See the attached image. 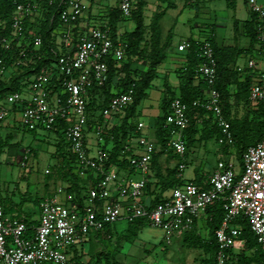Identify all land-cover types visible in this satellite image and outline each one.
Wrapping results in <instances>:
<instances>
[{"label":"built area","instance_id":"built-area-1","mask_svg":"<svg viewBox=\"0 0 264 264\" xmlns=\"http://www.w3.org/2000/svg\"><path fill=\"white\" fill-rule=\"evenodd\" d=\"M56 1L19 0L9 20L0 15V46L4 52L13 51L16 55L10 68L0 58V77L18 67L31 71L23 82L24 89L7 95L0 103V130L7 121L17 120L28 131L61 130L76 157L78 174L86 178L88 172H92V178L84 180L87 190L81 206L72 205L73 196L66 195L63 188L57 191L63 198L55 195L43 199L38 224L30 229L20 220L7 219L0 203V264H84L74 259L72 248L121 220L128 224L144 220L148 226L161 230L169 243L191 231L200 218H208L207 211L218 203L222 204L224 218L215 231L217 264H226L227 252L240 243L242 231L234 224L239 218L249 222L264 254V126L261 140L246 149L239 166L234 156L235 138L223 115L221 94L217 89L218 65L212 44L206 39L194 43L203 60L196 73L208 90L204 99L193 102V107L213 114L220 129L217 143L228 147L229 154L220 156L214 172L201 183L183 180L186 164L181 161L176 178L182 183L171 189L166 199L151 206L143 197L158 147L145 136V122H138V134L121 150L120 157L127 159L129 171L108 165L114 140L110 132L124 121L134 101V87L119 93L114 89L115 95L108 107L97 111L93 118L97 121L101 118L103 122L92 130L88 124V100L92 94L100 95L108 81V60L121 61L127 44L120 36L112 37L106 14L103 19L98 16L100 24L83 29L80 24L87 10L84 0H60V22L53 31L57 43L54 61L37 70L44 42L35 23L42 20L44 3L53 6ZM244 1L249 12L258 17L257 45L254 54L242 56L246 64L237 65V69L241 73H255L249 100L252 108L262 107L264 111V3ZM136 3V0H119L124 19L132 17ZM194 44L190 40L183 41L178 50L186 52ZM169 110L165 127L171 136L165 152L183 159L187 152L184 130L189 125L188 105L176 97ZM92 137L96 142L94 152L89 144ZM32 155L31 150L24 153L22 166H28ZM46 174L51 172L46 170Z\"/></svg>","mask_w":264,"mask_h":264},{"label":"trees","instance_id":"trees-1","mask_svg":"<svg viewBox=\"0 0 264 264\" xmlns=\"http://www.w3.org/2000/svg\"><path fill=\"white\" fill-rule=\"evenodd\" d=\"M19 0H0V15L6 19H10L15 3ZM60 0L56 1V5L48 6L44 3L45 12L42 20L35 23L43 37V57L37 61V70L44 66H50L54 61L53 51H56L57 43L56 36L53 31L59 26V8ZM137 0L135 9L133 10L132 17L134 18L136 27L132 31L125 32L121 39L127 44L125 56L121 61L108 60L109 73L106 85L101 89L99 96L92 94L88 100V124L90 129L102 123V119L97 121L93 118L97 111L103 110L108 107L111 98L115 95L114 89L117 92H123L130 87H134V101L127 109L124 121L118 127L111 130L114 136L113 146L110 152L108 161L109 166H114L121 171L128 170V161L124 157H120L121 150L135 137L138 120L135 117L136 108L140 102L148 96V91L153 86L154 79L158 76L159 67L165 62L167 57V49L170 47L169 36L167 41L161 44V28L159 20L163 12L154 15L150 23V38L144 36L143 27V7L144 3H139ZM119 5V4H118ZM109 9L106 13L107 25L110 28L111 35L114 39L118 37V25L125 21L122 17L119 6ZM198 14V13H197ZM250 20L244 23V31L249 38V46L246 49H238L237 47L218 46L214 35L209 36L208 40L214 49L218 65L217 76V89L221 94V107L223 115L231 125V130L235 138L234 156L239 164L242 165V157L246 149L250 146L256 145L262 138L264 126V111L262 107L254 109L249 100L250 87L254 81L255 73L247 71L241 73L237 69V60L244 54H254L257 45V24L258 17L250 13ZM235 31L237 28L235 26ZM214 33V31H213ZM195 43V40H190ZM138 57L147 63V69H132V61ZM186 67L180 69L178 73L179 84L177 88L170 85L164 86L162 94L161 112L155 119V143L158 147L157 152L153 156L152 166L157 162V159L162 154H165V146L169 139L170 130L165 127L166 117L169 114V107L171 101L179 97L185 104L188 105L189 125L184 130V138L187 146L186 155L190 152L192 147H195L198 142L207 141L209 139L217 138L220 136V129L217 127L214 116L203 108L193 107V102L197 99H204L207 94L208 87L204 80H202L196 73V68L202 63V58L198 53V48L194 44L192 48L186 51ZM0 58L5 61L7 68L16 59L15 53H6L0 46ZM121 66V67H120ZM31 75V71L25 67H18V69H10V72L5 77H0V103L6 98L7 95L13 92H20L24 89L23 82ZM57 89V87H55ZM247 113L242 116L237 115V110L244 106ZM16 111V108H15ZM2 130V129H1ZM0 130V131H1ZM35 132V131H32ZM56 140V151L54 157L57 159L55 167V174L58 180L66 184L65 191L73 196L72 205L83 204V199L86 194V186L84 180L92 178V172H88L86 178L81 177L77 172V160L75 155L70 151L69 145L65 142L63 132L59 129L53 132ZM11 135L1 137L0 135V156L4 149L9 146ZM224 152L228 154V147H224ZM35 155L37 151L33 150ZM172 153V152H171ZM185 155V156H186ZM176 169L163 176L157 173L159 181L155 183L154 189L151 190L152 183L147 184L145 193L149 194L151 206L166 199L165 192L173 189L175 186L180 185L182 182L175 176ZM50 175V174H49ZM201 183L202 180L196 181ZM151 190V191H150ZM0 203L4 210L5 217L8 215L6 206L3 204V197L0 191ZM37 204V199L35 200ZM207 228L209 239L208 241H201L197 232L196 224L192 230L186 233L182 238L183 243L187 248L201 247L206 251L212 253V257L205 260L204 264H217V251L218 245L216 241L215 231L220 227L224 218V209L221 203L216 204L215 207L207 211ZM13 220V219H10ZM25 223L29 229L37 226V220L34 221L30 218L19 219ZM235 226H238L242 235L239 237V248L237 251L229 250L227 252L226 264H264V254L258 243L256 235L251 230L249 222L245 218H239L235 221ZM148 226L144 220H137L128 224L126 234L138 236L139 233ZM113 226H106L101 232L96 234L95 238L99 239L100 236H105L111 240L113 238ZM32 235V230L30 231ZM121 237L119 239H123ZM90 245V239L80 244L81 252L75 247L73 249V257L79 261L82 260L85 253V247ZM109 252L106 254L101 252L95 259V262H88L87 264H110Z\"/></svg>","mask_w":264,"mask_h":264},{"label":"rangeland","instance_id":"rangeland-1","mask_svg":"<svg viewBox=\"0 0 264 264\" xmlns=\"http://www.w3.org/2000/svg\"><path fill=\"white\" fill-rule=\"evenodd\" d=\"M139 1V3H144V36L149 39L150 23L154 15L160 12L157 5H160L161 0ZM172 1H174L176 8L169 9L161 20L163 42L169 34L171 35V45L167 49V58L159 67L158 76L154 79L153 86L148 91V96L140 102L135 112L137 120L141 119L146 123H150L153 116L158 117L161 112V97L166 79L177 77L179 70L185 69L180 66L185 61V52L178 50L179 43L194 34L198 35V30H205V27L208 29V26L216 23L220 25V29H218L220 40L228 42L232 39L234 33L233 20L231 19L233 12L227 6L226 0H198L201 12L196 18H194L195 9L186 7L185 0ZM259 1L264 3V0ZM118 2L119 0H84L87 6L86 16L89 14L92 18L105 16L107 10L115 8ZM246 7L241 1L238 2V16L243 19L247 18L248 7ZM184 8L186 9L183 10ZM130 23L134 30L136 27L134 18ZM195 24L197 27L194 26ZM129 29L127 26L121 28L124 32H128ZM59 38L60 36H58ZM58 50L61 52L60 46H58ZM242 63L245 65L246 60H243ZM131 68L147 69V63L141 57H138L132 61ZM244 113H247L245 105L237 110L238 116H242ZM5 125H7V128L4 126L0 131V135L2 138L11 135V139L9 146L4 149L0 156V191L3 204L6 209L9 207L11 210L14 203L18 205L23 197L31 200L41 197L44 193V184L51 182V188H55L57 185H63V183L60 184L61 182L55 174L57 159L54 157L56 151L54 134L47 131H28L21 125L19 120L12 122V124L11 121H7ZM195 147L191 148L189 159L186 160L188 166L186 176L192 175L193 167L191 164L195 159L200 162L198 164L194 162L193 166L199 165L201 172L213 173L217 167L219 147L214 141L208 142L204 147L206 151L203 148L194 150ZM25 149L35 150L37 153L34 158L33 156L30 157L27 167H22V150ZM95 150L96 148H94ZM46 170H49L51 174L47 175ZM23 204H25L24 210L29 209L31 211L29 214L32 216L34 213L32 210L36 208L34 202L25 201ZM17 214L16 212L15 218L24 219ZM34 214H37V212ZM127 228L128 222L124 220L114 224L111 240L103 235L96 239V234H91L90 245L88 248L87 246L84 248L85 253L82 258L84 264L95 262L96 257L101 252L105 254L109 252L110 264H204L205 260L212 257L211 252L200 246L187 248L181 237L174 238L172 242L167 243L164 240L163 232L159 229L146 226L139 236H132L126 234ZM198 231L199 239L208 241L209 234L206 226L203 225ZM121 237L124 238L119 239ZM75 248L81 252L80 245H76ZM238 248L239 245L236 244L234 250L237 251ZM68 256L72 258L71 252L68 253Z\"/></svg>","mask_w":264,"mask_h":264},{"label":"crops","instance_id":"crops-1","mask_svg":"<svg viewBox=\"0 0 264 264\" xmlns=\"http://www.w3.org/2000/svg\"><path fill=\"white\" fill-rule=\"evenodd\" d=\"M239 1H241L244 4V6L246 7V4H245V1L244 0H226L227 6L233 12L231 19L233 20V31H234L232 39H230L228 42H226V40H220L219 39V37H218V29H220V25H218L217 23L215 25L208 26L209 27L208 29H206V27H205V30H198V35H195L194 34L193 36H190L189 38H186L183 41H186V40H200L201 41V40L207 39L211 35H214L215 36V39H216V43L220 47L221 46H230V47H234L235 46L238 49H246L249 46V43L250 42H249V38L247 37V35H246L243 27H244V23L250 20V15L251 14H250V12L247 9L248 14H247V18L246 19H243V18H241V17L238 16V8H237V6H238V2ZM173 2L174 1H172V0H161L160 1V5H157V9H159L160 12H163V15L161 16V18L159 20L160 28H161V20L164 17V15L167 13V11L169 9H171V8H176L175 3H173ZM118 4H119V2H118ZM185 6L186 7H189V8H194L195 9L194 18H196V17L199 16V13L201 12V10H200V7L198 5V0H185ZM185 9L186 8H184L183 10H185ZM90 15L91 14H89L88 16L85 15L84 20L80 24V26L83 29L86 28V26L89 27V26H93V25H96V24H100L101 23V22H98V19H99L98 16L96 18H92ZM102 17H104V16H101V18ZM130 22H132V19H128V20H125V21L119 23V25H118V32H117L118 36L121 37L125 33L124 30H121V28L123 26L124 27H126V26L129 27L130 29L128 31H132L133 30L132 25H131ZM194 26L197 27L196 24ZM235 26L237 28V31L234 30ZM213 31H214V33H213ZM168 36H169V43L171 44V35L169 34ZM166 41H167V38H166V40L164 42L162 40V29H161V44L165 43ZM182 42H180L179 45ZM185 54H186V52H185ZM243 60L245 61V59L241 56L237 60V65H243V63H242ZM180 66L181 67H186V57H185L184 63H182V65H180ZM165 76H167V75L165 74ZM178 84H179V80L175 76L174 78L172 77V79L170 77H169V79H166V81L164 83V86L165 85H170L173 88H177ZM156 118H157V116L156 117L153 116V119H152V121L150 123H146L145 121H143L141 119H138V122L139 121H143V122H145L147 124V127H146V129L144 131V134H145L146 137H148L153 142H155V133H154L155 127H154V124H155V119ZM11 124H12V122H11ZM4 126H5V128H7V125H4ZM4 126H3V128H4ZM8 128H11V127H8ZM89 141H90L89 142L90 147H91L92 151L94 152V148H96V145H95L96 142H95L94 137L90 138ZM209 141H214L215 144L219 147V150L217 151V162H218L220 156L223 155V154H226V153L224 152L223 147H221L220 145H218V143H217V141H216L215 138H212V139H209V140L203 141V142H198L196 144V147L194 148V150H201L203 148V150L206 151L204 147L208 144ZM27 150H31V152L33 153L32 156L34 158L35 157V153H34V151L32 149L22 150V156L24 155V153ZM190 153H191V150H190V152L183 159H181L179 156H177V155H175L174 153H171V152H166L165 154H162L161 156H159L158 159H157V162L151 167V171H150L149 175H147L148 184L149 183H152L151 190L154 189L155 183L159 181V178L156 176L157 173H161L163 176H166L167 173H169L172 170L176 169V174H175V176H176L177 173H178L177 165L181 161L186 164V169L182 172L183 180H185V181H198L200 179L202 181L205 180L211 174V172L210 173L209 172L208 173H204V172H201V170H200L201 167H199V165L198 166H193V163L194 162L196 164H198L200 162V161H197L196 159L191 164L192 167H193V173H192V175L189 176V177L186 176V170L188 169L187 161L186 160L189 159L188 157H189V154ZM228 154H229V151H228ZM22 167H27V166H22ZM59 182H61L60 184L63 183L62 181H59ZM63 185H65V186H63ZM63 185H61V186H58L57 185L55 188H51V182L50 183H47V184H44V193H43V195L41 197L39 196V197L36 198L37 199V204L35 203V200L36 199L35 200H31V199H26V198L23 197V198H21V202H19L18 205L14 203V207L15 208L14 207L13 208L11 207V210H10V208L8 207L6 209L8 211V215L6 216V218L7 219H17V220H19L18 218H15L16 212L18 213L17 215L19 217L30 218V214L29 213L31 211L29 209L28 210H24L25 204H23V203L25 201H33L36 208L34 210H32V211H34V213L37 212V214H34L33 213V215L31 216V219L34 220V221L37 220V224H38V219H39V214H40V203L43 201V199H45V198H53L55 195H57L58 197L61 196V198H63L64 196L62 194L60 195V194L57 193L58 189H60V188L65 189L66 188V184L63 183ZM170 191L171 190L165 192L164 195L165 196L166 195H169L170 194ZM66 195H71V194H69V193L66 192ZM143 198L146 201H150L151 200L150 195L149 194H146V193H145V195H144ZM10 213H12V215H10ZM203 225H205L206 228H207V217L206 216L200 218L197 221V223H196V228H197L198 234H199V231L198 230L201 229V227ZM207 230H208V228H207Z\"/></svg>","mask_w":264,"mask_h":264}]
</instances>
